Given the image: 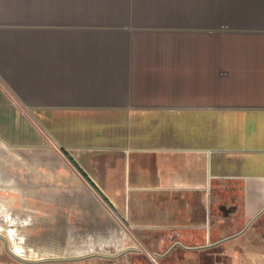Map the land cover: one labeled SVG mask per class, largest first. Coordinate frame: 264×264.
I'll list each match as a JSON object with an SVG mask.
<instances>
[{"label":"crops","instance_id":"0c3cea01","mask_svg":"<svg viewBox=\"0 0 264 264\" xmlns=\"http://www.w3.org/2000/svg\"><path fill=\"white\" fill-rule=\"evenodd\" d=\"M110 2L0 0V150L65 151L171 264H264V7Z\"/></svg>","mask_w":264,"mask_h":264},{"label":"rangeland","instance_id":"374dc122","mask_svg":"<svg viewBox=\"0 0 264 264\" xmlns=\"http://www.w3.org/2000/svg\"><path fill=\"white\" fill-rule=\"evenodd\" d=\"M161 240L126 223L60 148L0 150V264H171Z\"/></svg>","mask_w":264,"mask_h":264},{"label":"trees","instance_id":"16d2710c","mask_svg":"<svg viewBox=\"0 0 264 264\" xmlns=\"http://www.w3.org/2000/svg\"><path fill=\"white\" fill-rule=\"evenodd\" d=\"M133 5L139 6H175V7H206V8H239V7H264V0H191L182 4L180 0H132ZM83 175L97 189L89 177L80 169Z\"/></svg>","mask_w":264,"mask_h":264}]
</instances>
